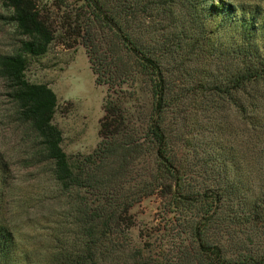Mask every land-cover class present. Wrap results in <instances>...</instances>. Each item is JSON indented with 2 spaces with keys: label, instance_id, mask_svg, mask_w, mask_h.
Wrapping results in <instances>:
<instances>
[{
  "label": "trees",
  "instance_id": "1",
  "mask_svg": "<svg viewBox=\"0 0 264 264\" xmlns=\"http://www.w3.org/2000/svg\"><path fill=\"white\" fill-rule=\"evenodd\" d=\"M78 1L89 13L83 37L96 81L110 83L117 97L104 99L98 147L73 160L53 123L56 93L25 75L28 57L46 53L53 32L35 0H2L26 39L16 53L0 54V78L12 120L33 147L24 160L51 172L62 211L48 203L50 191L37 196L35 206L49 210L31 248L22 244L31 233L1 223L0 264H159L119 229L122 213L157 192L167 231L187 249L183 259L161 264H264L258 10L229 0ZM145 112L134 145L128 128ZM140 151L148 165L130 198H110L125 187V164ZM0 185L3 198L12 187L5 174ZM32 201L28 193L24 202Z\"/></svg>",
  "mask_w": 264,
  "mask_h": 264
},
{
  "label": "rangeland",
  "instance_id": "2",
  "mask_svg": "<svg viewBox=\"0 0 264 264\" xmlns=\"http://www.w3.org/2000/svg\"><path fill=\"white\" fill-rule=\"evenodd\" d=\"M229 1L248 11L257 9L264 22V0ZM35 2L54 38L46 53L28 57L25 75L31 82L47 84L56 93L58 105L53 123L61 129L62 146L74 160L93 153L98 147L101 141L100 120L104 114V99L109 92L113 99L117 94L110 88V83L98 84L96 81L97 74L93 71L83 37L89 23V13L79 8L80 1ZM10 14L11 11L0 0V54L16 53L21 42L26 39L9 18ZM155 18L158 17L154 16V20ZM13 105L6 94L4 81L0 78V179L5 174V178L12 184L11 188L3 192L5 197L0 198V224L10 222L15 230L31 233L30 236H25L27 239L22 240V244L31 248L37 238L34 233L40 230L38 226L43 223L42 216L49 210L35 206L37 196L45 190L50 191V206L55 205L56 213L62 211V208L57 204V195L60 193L51 172L42 170L44 172L38 173L45 165H29L24 160L33 147L23 128L12 120ZM146 106V110L149 109V105ZM139 117L141 118L133 120L128 128L129 140L134 145L135 141H139L138 129L146 125L147 112ZM147 160L149 157L142 151L129 156L124 169L127 178L122 182L125 187L120 188L117 196L110 198L118 201L126 196L130 198L132 185L145 174ZM1 168L5 169V173ZM28 193L35 197V201L27 205L24 201ZM158 193L143 198L128 212L122 213L119 229L126 234V243L141 245L147 258L151 257L161 264V261L166 263L171 259H183L187 249L181 240L174 239L167 231L169 222L161 208L162 198ZM91 196L95 197L93 193ZM143 262L144 260L141 263Z\"/></svg>",
  "mask_w": 264,
  "mask_h": 264
}]
</instances>
